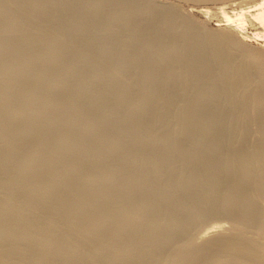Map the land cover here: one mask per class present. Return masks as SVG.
<instances>
[{
    "label": "bare ground",
    "instance_id": "1",
    "mask_svg": "<svg viewBox=\"0 0 264 264\" xmlns=\"http://www.w3.org/2000/svg\"><path fill=\"white\" fill-rule=\"evenodd\" d=\"M180 1L0 0V264H264V52Z\"/></svg>",
    "mask_w": 264,
    "mask_h": 264
},
{
    "label": "rangeland",
    "instance_id": "2",
    "mask_svg": "<svg viewBox=\"0 0 264 264\" xmlns=\"http://www.w3.org/2000/svg\"><path fill=\"white\" fill-rule=\"evenodd\" d=\"M157 1L165 3L171 0H165V1L157 0ZM203 1L202 2L200 1V3L193 2V1L192 3L191 1H184V2L180 1L178 3L181 6L183 5L182 8L184 7L183 8L184 12L185 13L188 12V14L193 19H195V21H197L198 24H201V26H205L207 29H212V30L219 29V28L220 29L222 28L225 30L229 28V30L235 32L236 37L238 39L244 40L245 42L247 41L246 44L249 43L248 46L246 45L248 48L251 47L250 49L254 50L255 52H262V50L264 52V49H263L264 48V38L255 37V35L254 36L252 35L258 31H262L258 26L254 25V23L251 22L250 20L246 21L247 24H245L246 26L244 25V30H241L239 27L237 28L236 26L226 25L224 18H223V14L220 11L221 7H226V11L229 14H232L236 11H240V9L245 6L251 5L250 0H244V1H241V0H228V1L227 0L226 1L225 0L223 1L222 0H210V1L208 0V1H205L203 0ZM204 10L207 11L208 13H206ZM239 32L242 33L243 35L239 34ZM246 37H248V39H246Z\"/></svg>",
    "mask_w": 264,
    "mask_h": 264
}]
</instances>
